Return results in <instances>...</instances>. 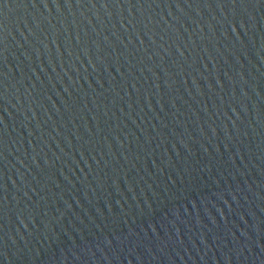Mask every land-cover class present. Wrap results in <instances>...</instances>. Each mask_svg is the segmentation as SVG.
<instances>
[{
    "label": "water",
    "instance_id": "water-1",
    "mask_svg": "<svg viewBox=\"0 0 264 264\" xmlns=\"http://www.w3.org/2000/svg\"><path fill=\"white\" fill-rule=\"evenodd\" d=\"M0 264H264V0H0Z\"/></svg>",
    "mask_w": 264,
    "mask_h": 264
}]
</instances>
